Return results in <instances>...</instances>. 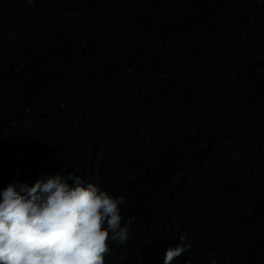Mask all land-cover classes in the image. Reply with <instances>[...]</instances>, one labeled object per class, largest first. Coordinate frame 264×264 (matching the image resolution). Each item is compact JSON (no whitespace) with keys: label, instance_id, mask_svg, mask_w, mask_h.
I'll list each match as a JSON object with an SVG mask.
<instances>
[{"label":"trees","instance_id":"obj_1","mask_svg":"<svg viewBox=\"0 0 264 264\" xmlns=\"http://www.w3.org/2000/svg\"><path fill=\"white\" fill-rule=\"evenodd\" d=\"M124 196L105 264H264V0H0V189Z\"/></svg>","mask_w":264,"mask_h":264},{"label":"clouds","instance_id":"obj_2","mask_svg":"<svg viewBox=\"0 0 264 264\" xmlns=\"http://www.w3.org/2000/svg\"><path fill=\"white\" fill-rule=\"evenodd\" d=\"M125 199L71 174L10 182L0 189V264H105L109 242L125 244L135 220L122 216ZM179 239L164 264L191 249Z\"/></svg>","mask_w":264,"mask_h":264}]
</instances>
